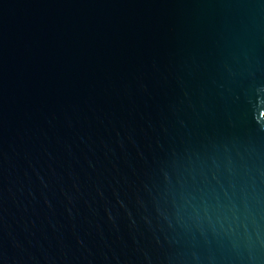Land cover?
Returning <instances> with one entry per match:
<instances>
[{"label": "water", "instance_id": "water-1", "mask_svg": "<svg viewBox=\"0 0 264 264\" xmlns=\"http://www.w3.org/2000/svg\"><path fill=\"white\" fill-rule=\"evenodd\" d=\"M0 264H264V0H0Z\"/></svg>", "mask_w": 264, "mask_h": 264}]
</instances>
